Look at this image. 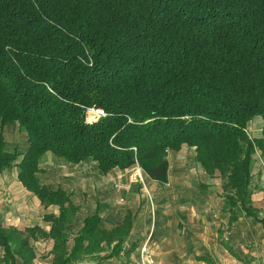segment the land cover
Segmentation results:
<instances>
[{
	"label": "trees",
	"instance_id": "obj_1",
	"mask_svg": "<svg viewBox=\"0 0 264 264\" xmlns=\"http://www.w3.org/2000/svg\"><path fill=\"white\" fill-rule=\"evenodd\" d=\"M89 107L105 115L88 121ZM256 116L261 137L248 131ZM12 121L29 146L8 151L2 138L0 172L18 167L60 210L46 214L49 231L0 222V264H35L42 238L53 240L51 264H77L117 240L112 255L131 230L132 213L111 230L95 213L75 232L79 207L39 176L47 151L91 157L105 173L139 164L166 183L168 153L186 143L223 179L230 224L242 210L264 224L251 191L253 156L264 157V0H0V122Z\"/></svg>",
	"mask_w": 264,
	"mask_h": 264
},
{
	"label": "crops",
	"instance_id": "obj_2",
	"mask_svg": "<svg viewBox=\"0 0 264 264\" xmlns=\"http://www.w3.org/2000/svg\"><path fill=\"white\" fill-rule=\"evenodd\" d=\"M262 127L261 116L249 121L248 129H252L255 137L262 136ZM2 138L8 151L16 149L25 153L29 146L28 135L18 121L4 127L0 122V141ZM259 154L256 152L252 160V204L264 217V157L260 160ZM167 159L168 182L152 179L142 167L144 181L132 182L129 176L138 165L115 167L105 173L91 157L71 163L53 151L43 154L39 164L41 180L51 190L61 188L66 191L79 207L74 227L79 223L80 229L87 217L99 213L101 227L111 230L121 226L128 213L133 215L131 230L119 253L109 255L117 240L110 245L103 242L104 250L77 261V264H142L146 259L151 260V264H222L213 249L245 264L253 262V242L264 246V224L243 210L230 224L231 212L226 206L223 182L220 184V176H210L201 167L194 146L185 143L180 149H170ZM6 201L9 209L5 216L13 221L0 220L5 227L25 230L39 226L49 231L51 223L46 220V214L59 215L58 205L46 207L21 182L16 166L0 172V209ZM40 208L44 212L39 217L36 214ZM48 239L53 246V240ZM145 242L148 249L143 247ZM72 244L71 240L69 245ZM143 251H147V257Z\"/></svg>",
	"mask_w": 264,
	"mask_h": 264
},
{
	"label": "rangeland",
	"instance_id": "obj_3",
	"mask_svg": "<svg viewBox=\"0 0 264 264\" xmlns=\"http://www.w3.org/2000/svg\"><path fill=\"white\" fill-rule=\"evenodd\" d=\"M248 131L252 137H255L252 129H248ZM256 152L260 153V151H256ZM259 159L260 160L263 159V156L261 155V153L259 154ZM216 176L218 177L219 175H216ZM219 182H220V184L223 182V179L220 177H219ZM215 186L218 187L216 184H215ZM221 204L224 205L223 202H221ZM8 209H9V203L6 201L3 203V208L0 209V220L2 222H6V223H12L13 220H10L5 216ZM262 209L264 212V208H262ZM43 212H44L43 209L40 208L39 212H37L36 215H38L40 217V216H42ZM188 225H189V223L186 224V226H188ZM79 226H80V224L76 223V225L74 227L75 231L79 228ZM243 242H245V241H243ZM146 243L147 242H145L143 247H147V249H148V244H146ZM253 243L254 244L252 246L253 247L252 251L254 252V254H252V256H254L255 259L250 264H262L264 262V246L260 242L254 241ZM33 244H34V247H36V251H37V258L35 260V263L36 264H51V259H52L51 249L53 247V246H51L52 245L51 240L48 238H42L39 241L34 242ZM242 246H245V245H242ZM239 248L242 250L241 246H239ZM213 251H214L215 257L222 264H245L243 262H239V260H237V261L234 260L232 257H228V256L226 257L224 255V253L219 249L218 250L213 249ZM2 253H3V249L0 247V255ZM143 253H145L144 255L148 254L147 251H143ZM146 257H147V255H146ZM146 260H149V259H146ZM149 261L151 264V260H149Z\"/></svg>",
	"mask_w": 264,
	"mask_h": 264
},
{
	"label": "built area",
	"instance_id": "obj_4",
	"mask_svg": "<svg viewBox=\"0 0 264 264\" xmlns=\"http://www.w3.org/2000/svg\"><path fill=\"white\" fill-rule=\"evenodd\" d=\"M105 115V111L102 108H96V107H89L87 110V120L88 121H93V120H97L99 118H101L102 116ZM136 168H134V170L131 172L130 176H129V180H131L132 182H138V181H144L143 180V172H142V168L139 164ZM142 264H150L149 260H145L143 261Z\"/></svg>",
	"mask_w": 264,
	"mask_h": 264
}]
</instances>
